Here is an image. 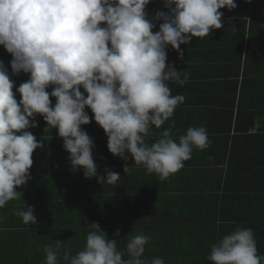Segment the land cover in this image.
<instances>
[{"label":"crops","instance_id":"crops-1","mask_svg":"<svg viewBox=\"0 0 264 264\" xmlns=\"http://www.w3.org/2000/svg\"><path fill=\"white\" fill-rule=\"evenodd\" d=\"M235 2V9H220L223 28L181 45L182 58L168 46L167 63L187 77L184 85L169 82V87L185 101L161 129L153 126L147 139L154 142L174 120V139L189 127L203 126L210 146L194 149L181 170L160 180L137 167L130 153L127 161L114 156L105 131L86 107L90 123L81 127L94 141L98 176L106 175L107 168L121 177L116 184H101L85 178L83 169L72 171L58 129L46 132L45 120L37 115L38 127L28 131L43 139L44 147L33 153L31 178L17 188L20 199L0 208V264H46L44 248L56 250L57 241L58 264H65L66 252L75 256L84 250L88 233L95 230L92 223L118 241L125 259L130 237L150 236L142 257L149 264L153 258L164 264H212L207 259L212 245L237 227L253 230L258 255L264 257V0ZM145 11L155 24L153 32L159 31L163 20L153 18L169 11L165 0H151ZM12 60L0 45V61L19 103L17 88L30 73L14 74ZM54 87L46 90L51 93ZM81 92L87 96L82 87ZM50 99L54 106L56 98ZM27 206L34 208L37 223L25 225L14 215Z\"/></svg>","mask_w":264,"mask_h":264},{"label":"clouds","instance_id":"clouds-1","mask_svg":"<svg viewBox=\"0 0 264 264\" xmlns=\"http://www.w3.org/2000/svg\"><path fill=\"white\" fill-rule=\"evenodd\" d=\"M151 0H0V45L13 56L14 74L30 73L20 84L17 102L14 82L0 61V208L20 199L17 188L31 178L33 153L43 148L30 128L43 117L45 131L58 129L63 147L70 153L73 172L83 169L85 178H97L113 185L119 173L105 169L98 176L93 159L94 141L82 129L90 123L86 107L108 137L114 156L167 180L184 167L194 149L210 146L205 127H189L173 138L172 120L167 129L149 144L152 127H161L185 101L172 95L169 82L184 85L187 77L168 64L169 45L183 57L181 45L193 37L208 36L224 27L220 9H235V0H165L167 13L158 11L153 19L163 20L159 31L145 11ZM174 5V7H173ZM102 24L106 26H101ZM55 87L49 93V86ZM81 87L87 96L81 92ZM51 97L56 98L53 106ZM31 118V119H30ZM19 133V134H17ZM129 166L125 165L127 172ZM14 215L25 225L37 223L34 208ZM88 233L84 250L75 256L63 255L65 264H149L143 259L151 237L129 238L125 252L117 250V240H109L98 223ZM119 229L115 235L119 236ZM57 249L46 246V264H58ZM207 259L212 264H261L257 243L250 228L237 227L212 245ZM150 264H164L153 258Z\"/></svg>","mask_w":264,"mask_h":264}]
</instances>
